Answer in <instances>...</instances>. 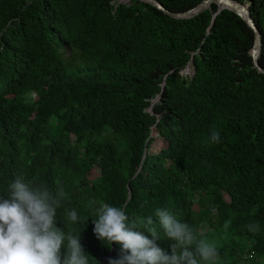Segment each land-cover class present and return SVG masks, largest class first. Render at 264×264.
Masks as SVG:
<instances>
[{
  "label": "trees",
  "instance_id": "16d2710c",
  "mask_svg": "<svg viewBox=\"0 0 264 264\" xmlns=\"http://www.w3.org/2000/svg\"><path fill=\"white\" fill-rule=\"evenodd\" d=\"M238 1L264 68V0ZM217 9L181 19L141 0H0V198L16 179L63 187L56 226L80 234L89 264L130 254L94 233L104 204L137 227L152 217L168 254L158 208L213 244L215 264H264V74L253 30L228 8L212 19Z\"/></svg>",
  "mask_w": 264,
  "mask_h": 264
},
{
  "label": "clouds",
  "instance_id": "9594fccd",
  "mask_svg": "<svg viewBox=\"0 0 264 264\" xmlns=\"http://www.w3.org/2000/svg\"><path fill=\"white\" fill-rule=\"evenodd\" d=\"M213 143L220 142V133L213 130ZM8 199L0 198V264H89L80 243V234L65 235L56 226L57 209L67 197L63 187L53 194L45 186L30 187L16 179L10 185ZM93 219L94 233L105 245L116 242L122 246L123 255L109 264H215L218 256L216 247L204 238H197L193 229L185 222L176 220L169 211L158 208L155 216L163 229L164 236L174 241L171 254L157 246L162 238L153 226L152 217L140 220L142 227L130 223L121 208L104 204L96 209ZM71 222L78 221L76 210L67 211ZM87 220V219H86ZM86 220L80 222L85 224ZM227 227V225H225ZM251 231L258 226L249 225ZM151 234V239L144 234ZM65 241H67L65 243ZM67 249L63 260L61 247Z\"/></svg>",
  "mask_w": 264,
  "mask_h": 264
},
{
  "label": "water",
  "instance_id": "95a60500",
  "mask_svg": "<svg viewBox=\"0 0 264 264\" xmlns=\"http://www.w3.org/2000/svg\"><path fill=\"white\" fill-rule=\"evenodd\" d=\"M121 3H127L129 0H118ZM144 2H148L151 5L155 6L165 14L173 17V18H191L208 8L210 3H216L218 5L217 11L213 14L212 19H214L216 13L220 11L222 8H228L231 11L235 12L237 15H239L245 23L253 30V44L250 48V55L252 57V63L253 66L264 74V68L259 64L258 58L262 52V35L261 32L251 14V11L249 9V3L247 1H238V0H201L196 5L192 6L191 8H188L183 11H173L168 8H166L160 1L158 0H141ZM192 59L190 58L189 61L186 64L185 69L182 70L183 73H190L194 74L195 69L194 66L191 63ZM190 67L189 70L187 68ZM164 85L162 84L160 93L156 95L154 98V102L158 101L162 91H163ZM149 111H151V106L148 108ZM152 112V111H151ZM154 130L151 132L153 134Z\"/></svg>",
  "mask_w": 264,
  "mask_h": 264
},
{
  "label": "rangeland",
  "instance_id": "374dc122",
  "mask_svg": "<svg viewBox=\"0 0 264 264\" xmlns=\"http://www.w3.org/2000/svg\"><path fill=\"white\" fill-rule=\"evenodd\" d=\"M188 69H190V68H188ZM188 69H187V70H188ZM186 74H188V73H186ZM189 74H190V73H189ZM153 100H154V99H153ZM153 102H154V101H153ZM154 148L157 149V148H158V145H155Z\"/></svg>",
  "mask_w": 264,
  "mask_h": 264
},
{
  "label": "bare ground",
  "instance_id": "6f19581e",
  "mask_svg": "<svg viewBox=\"0 0 264 264\" xmlns=\"http://www.w3.org/2000/svg\"><path fill=\"white\" fill-rule=\"evenodd\" d=\"M188 68H190V67H188ZM188 68H187V69H188ZM188 70H189V69H188Z\"/></svg>",
  "mask_w": 264,
  "mask_h": 264
}]
</instances>
